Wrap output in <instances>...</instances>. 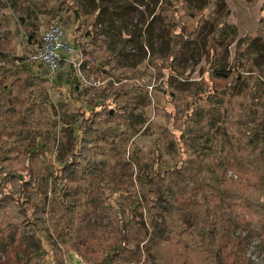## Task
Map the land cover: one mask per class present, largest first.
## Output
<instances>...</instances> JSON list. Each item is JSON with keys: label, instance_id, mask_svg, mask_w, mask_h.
Instances as JSON below:
<instances>
[{"label": "rangeland", "instance_id": "374dc122", "mask_svg": "<svg viewBox=\"0 0 264 264\" xmlns=\"http://www.w3.org/2000/svg\"><path fill=\"white\" fill-rule=\"evenodd\" d=\"M63 1L0 0V82L10 92L0 103V167L28 181L31 169L41 182V188L28 189L34 193L24 203L27 218L21 211L17 217L19 226L38 221L41 230L42 247L27 264H103L108 247L121 240V213L129 219L130 236L114 264H215L217 252L225 264H264V235L253 229L259 215L252 205L263 165L248 168L236 159L246 126L260 129L248 93L264 85V0ZM75 4L98 15L113 51L124 40L117 58L129 68L128 79L90 54L97 48L76 26L81 19L76 25L70 19ZM37 24L38 39L57 25L73 50L59 51L55 71L32 59L37 45L30 36ZM169 47L179 51L176 58L160 59ZM70 64L78 91L93 96L96 107L82 96L66 98ZM225 74L227 80L220 78ZM94 108L104 123H121L123 135L116 133L112 146L90 145L87 174L61 176L58 189L74 183L76 195L54 190L56 156L69 154L68 128L75 121L69 110L89 115ZM40 146L51 176L38 154H29ZM158 150L165 168L175 170L170 179L176 203L170 208L149 194L143 198L140 178L156 169ZM223 164L226 187L235 196L212 186ZM18 187L16 180L0 179V198ZM180 200L195 202L192 230L177 221ZM220 241L227 244L224 252Z\"/></svg>", "mask_w": 264, "mask_h": 264}, {"label": "trees", "instance_id": "16d2710c", "mask_svg": "<svg viewBox=\"0 0 264 264\" xmlns=\"http://www.w3.org/2000/svg\"><path fill=\"white\" fill-rule=\"evenodd\" d=\"M44 2H50L53 5H57L59 0H43ZM183 3H186L183 1ZM65 4V0L62 2V5ZM187 5V3L185 4ZM188 6V5H187ZM75 10L71 12L70 19H72L73 23L75 25L78 23V19H81L80 24H77V27L82 30L84 28L85 30V36L89 37L93 40V45L97 48L95 52L89 51L90 54L97 60L105 61L106 65L109 67L111 66L112 70H121L120 73L117 75H121L122 78L128 79L131 74L129 72V68L124 66L122 63L118 61V52L123 47L124 40H120L117 44V50L113 51L111 49V39L110 35H108L104 30L100 27V23L98 21V15L94 12H88L85 9L82 8L79 4H75ZM185 8H188L185 6ZM191 10H195L191 7H189ZM52 19V18H50ZM71 21V22H72ZM33 24L34 22H30ZM72 24V23H70ZM40 27H42V24L34 25L31 30V38H33L34 42H36L37 47H40L42 42L40 39H38V35L40 34ZM174 30V29H173ZM178 35V34H175ZM76 42V41H75ZM79 45V43L77 42ZM85 51V50H84ZM97 53V54H96ZM179 53V51H176L174 48H167V50L162 53L160 56V59L168 60V58H176V54ZM75 71V67L70 64L69 69ZM75 68V69H74ZM74 72L71 70L68 74L67 78L70 80V94L67 95L68 100H72L75 97L82 96L86 101L89 102V105L96 107L97 104L94 103L93 96L87 95L88 93H83V91H78L79 84L76 81V78L73 76ZM227 76V77H226ZM226 77V78H224ZM221 76L223 80H227L230 75L225 74V76ZM121 78V79H122ZM236 81V80H235ZM127 84L122 83L121 87L125 88ZM10 92H7L5 90V83L0 82V103L7 99ZM250 95L251 101L254 102V106L257 107V117L259 118L260 123V129L259 132L256 131L255 128H252L251 126H246L247 131L244 135L241 136L239 142H238V148L236 149V159L238 160V163L240 166H247L256 168L257 162L260 161V164H262V171L255 175L257 181L256 183V191L258 192V196L256 197L255 202H252L253 207H256V211L258 212L259 218L256 222H254V230L259 236L264 235V146L261 147L258 145L259 143L264 142V85L258 86V87H252L250 92L248 93ZM96 108H94L93 111H91L90 114L85 115V112H73L72 110H69L71 115H73V118L75 121L70 124L68 128V132L71 135V140L68 145L69 154L63 156L60 152L56 156V164L57 167L54 168V172L56 170V175L52 177L54 180L52 187L54 190L58 189V180H60L61 176L65 173H79V175H85L88 173V166L86 168L83 166L85 163H91L92 162V154L90 151V145L93 147L95 143L98 141L101 142L100 145L108 144V145H114L115 139L114 136L116 133H119V135H123L120 127L121 123L119 122L114 123V121L106 120L107 122L104 123L105 120L101 119L98 114L96 113ZM124 116L122 115V118ZM250 123H253L252 121ZM108 125L107 127H104V125ZM1 131V129H0ZM159 152V150H158ZM45 150L44 147H38L36 150L31 151L29 154H38L39 159L43 163L44 168L48 172V175L51 176L52 172L49 169L48 164L45 162ZM154 160V165L156 166V169H146L144 173L142 174V178H140L141 185L143 189L145 190V194H143V198H146V194H149L150 196L148 198L155 199L158 202L163 203L166 207L170 208L171 205L174 206L176 203V197L174 194V186H172V181L170 179V176L175 174V170H169L166 169L162 162V157L160 155ZM29 155V156H30ZM262 156V158H261ZM99 166L105 167V160H100L97 162ZM220 170H222V174L217 176L214 180L211 181L212 186L214 189L217 190V192H221L223 194H226L228 191L230 195L235 196L238 193L232 192L231 189L226 187L225 182V170L226 165L223 164V168L221 165L218 167ZM3 167H0V179L4 180V182L10 183L12 180H16L19 183L18 189L14 192L7 193L3 195L0 198V213L2 210L6 209V213L3 215L4 218H0V254H2V257L0 255V264H27L31 255L33 254V251L35 249H40L42 247V239L40 236V227L37 222H25L24 225L21 227L19 226L20 222L17 221V217H19V214H22L27 218L26 216V208L24 207V203H26L27 200L32 199V193H34V189L28 190L29 187L32 184V187H39L41 188V182H39V185L36 183L37 177L36 174L29 169V177L32 178V180H20L19 175L15 174L13 172L6 171L3 169ZM57 181V182H56ZM33 182V183H32ZM37 186H36V185ZM68 184L69 186L65 187L67 193H71L73 195H76V188L75 185ZM253 187H255V184H252ZM63 186L58 189L59 192L64 191ZM37 194V193H36ZM24 195V197H22ZM240 197L243 199L246 197L243 193L240 194ZM170 200H173V203H171ZM194 207H196L194 201L188 200L186 202L185 200H180L178 206L176 209L179 211V216L177 221L185 227V230H192L196 226V222H194V218H196V214L194 210H192ZM12 208L18 209V212L13 211ZM8 210L12 211V215L8 213ZM21 211V212H20ZM136 216V208H132L131 210V217ZM129 219L125 218L124 214L121 213V215L118 216L117 224L120 227V242L111 244L108 248L109 251L104 254L103 256V264H114V261L116 260L118 255L121 254L122 251L125 250V246L128 244L129 241V233H128V222ZM22 229V230H21ZM183 230V232H185ZM222 237L224 239V236L222 234ZM227 244L225 241H220L218 250L223 251L226 249ZM94 257V256H93ZM223 258V259H222ZM214 262L215 264H225L224 262V256L221 257L219 252H217L214 256ZM89 263V262H88ZM96 264V262H95Z\"/></svg>", "mask_w": 264, "mask_h": 264}, {"label": "built area", "instance_id": "2783aa9c", "mask_svg": "<svg viewBox=\"0 0 264 264\" xmlns=\"http://www.w3.org/2000/svg\"><path fill=\"white\" fill-rule=\"evenodd\" d=\"M40 40L42 44L37 47V54L32 56V59L44 64L50 71H55L59 67V51L65 49L67 53L73 52L69 44L64 41L63 32L57 25L44 29Z\"/></svg>", "mask_w": 264, "mask_h": 264}]
</instances>
